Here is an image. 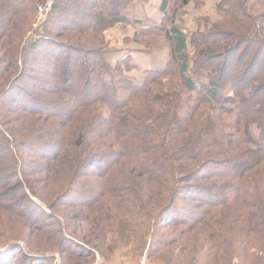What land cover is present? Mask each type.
Returning a JSON list of instances; mask_svg holds the SVG:
<instances>
[{
	"label": "trees",
	"instance_id": "trees-1",
	"mask_svg": "<svg viewBox=\"0 0 264 264\" xmlns=\"http://www.w3.org/2000/svg\"><path fill=\"white\" fill-rule=\"evenodd\" d=\"M43 1L0 0V205L11 217L22 214L13 202L34 208V232L56 242L39 241L51 255L40 264H53L54 246L62 264H95L96 253L111 259L127 240L145 249L152 239L150 256L167 264H264L263 14L220 0L215 23L190 39L164 0L162 22L144 30L171 57L136 84L124 72L137 67L132 55L113 64L105 37L133 0H90L82 12L87 0H53L38 31ZM86 173L102 184L77 200L81 224L42 211L67 205ZM30 175L40 186L22 180Z\"/></svg>",
	"mask_w": 264,
	"mask_h": 264
},
{
	"label": "rangeland",
	"instance_id": "rangeland-1",
	"mask_svg": "<svg viewBox=\"0 0 264 264\" xmlns=\"http://www.w3.org/2000/svg\"><path fill=\"white\" fill-rule=\"evenodd\" d=\"M47 1L48 0H44L41 4H39V6L45 4ZM50 1L52 2L51 3V6H52L53 0H50ZM218 1L220 0H203V1L191 0L190 4L184 5L182 7L181 5H178L176 3L177 0H169L168 5H167V10H168L167 12H171L173 7L177 8L178 12H177V18L175 19V24L178 25L185 33H187L190 39H192L197 35L196 34L197 29H200L201 31H206L207 29L211 27L212 23H215V20L218 19V15L216 14V8H217ZM131 3L132 1L129 3V5ZM256 3L259 4L260 7H257ZM92 5L93 4L90 3V0L81 2V4L78 5V12L80 10V7L83 11L88 10V8H91L92 10V7H93ZM51 6H50V9H51ZM119 7L120 9L117 12L121 13L122 15H124V13L125 14L127 13L128 8L133 9V7L128 6V4L123 9L121 6ZM249 7H251L252 12L256 14H259V13L263 14V17H262L263 19L258 20L259 24H263L264 23V0H250ZM37 15H38V11H37L36 18H35L34 30L37 29L38 31H43L42 27L45 24L46 20L48 19L49 13L47 17L45 18V21L39 25H36ZM80 15L81 14L77 13L75 15H71V16L65 15V16H67V18L70 17L71 19L74 18L73 20L77 21L79 20L78 17ZM164 15H165V11L162 10L161 19L159 22H157V24L162 22L163 20L162 18L164 17ZM54 16H57L58 19L61 17L60 14H54ZM168 18L169 17H167L166 20ZM80 23H82L81 25H85L87 21L86 22L82 21ZM137 23H138L137 20L133 16L127 17L126 20L119 21L113 27L106 30L105 37L107 41L109 40L107 43L108 45L107 52L109 55V60L113 64H115L119 59L124 58L125 56H127V54H131L133 57L131 63L135 64L137 67H133L130 70L125 69L124 72H125V75L131 78L136 84H141L145 79L146 69H150V68L161 69L167 65L171 57L170 52H171L172 47H171V44L168 43L161 35H158V33L148 32L149 34H146L145 32L146 30L144 29L147 28V26L143 27L144 23L143 24H139V23L137 24ZM64 24L71 25V23L68 21L64 22ZM53 26L56 27V25H53ZM54 27H51V28H54ZM130 29L134 30V34L128 35V32ZM139 34L140 36H138ZM136 36L138 37L136 38ZM131 47L134 50H131ZM44 50H47V49H44ZM165 50H166V53L164 52ZM47 51L44 52L45 54L43 55L45 56L43 57L53 58V56L51 54L49 55ZM159 53H160V56H158ZM164 53L167 54L166 63L163 60L165 56ZM33 64H35V61H33ZM202 79L207 81L206 78H202ZM101 109H102L101 111L104 114L108 113L109 108L107 106L101 105ZM40 176L42 179L44 178L43 177L44 175H40ZM38 178L40 177H37L36 175H30L28 177L23 178L22 180H24V182L31 181V184L35 187V186H40L39 183H36L37 181H34L35 179H38ZM90 183L91 185H96L97 187H99L100 184H102L101 181H98L95 175L91 173H86L82 175V177H80L76 183H74L73 189H75L76 191L75 194H73L70 198H64V197L61 198V200L66 202L67 205H60V207L56 206L54 208H50L48 204L41 203L42 205L41 204L40 205L43 208V209L41 208L42 211L44 210L45 214L47 215L52 212L58 214L59 216L63 214L69 226H71V228L76 227L78 223L81 224V222L77 220L78 218H80L79 215H81V212H82L79 209H77L78 207L77 200L79 198L81 200L86 198V197H83V194L81 193L88 190ZM43 193L44 191L41 194ZM29 196L33 201H35V203L36 201H39V199H37L36 196L32 194H29ZM16 198L17 197H15L11 201H15ZM69 204L73 205V207H70ZM9 209H11L12 211H20L22 214L19 213L20 216L17 214L16 215L12 214L13 215L12 217L8 216L9 215L8 210L5 211V208L3 207V205L2 206L0 205V227H1L0 230L2 231L0 232V234H2V236H0V252L5 253L3 255H0V264L2 263L3 264H40L39 260L42 259L43 261H45L46 260L45 256H51V255L50 254L41 255L44 253H41L43 251H39L40 250L39 241H42V243H45L47 242V240H49L50 243H53V244L55 241L51 240L54 238H48L46 235H41L40 231H38L37 229H36L37 231L34 232L35 229L33 230L32 224L37 225L41 223V221L37 219L29 220L28 217H26L28 214H33L32 212H35V210H33L34 208L32 207L29 210L24 209L23 206H20V204L16 201V202H13L12 206H10ZM42 211L38 209L37 212L39 213ZM75 213H77L78 215H76ZM56 217L58 218L57 215ZM51 220H52L51 222L54 221L53 219ZM47 222L49 223L50 220H47ZM73 223L74 225L72 226ZM46 229L56 230L54 227H50V226H46ZM81 230L83 231V229ZM12 236H13V240H10V237ZM78 236L81 237V234H79ZM18 238L20 239V241L17 244H15L14 247L8 248L9 245L7 244L16 243ZM66 242H65L66 245L68 244V246L72 248H76L77 250H80V247H83V245L76 242L73 237L70 238L69 236H67ZM128 242L129 240H127L126 243L132 244V246L127 245L126 243H122V246L119 248L118 251L115 252L113 258L111 259L104 258L100 253H96V260H97V257L100 256V258L104 261H107L108 264H140L141 260H144L145 264H167L161 258L150 256V253H149L150 245L154 244L155 242L154 239L150 240V242L146 244L145 249L139 248L140 247L139 244L137 245L134 242H130V243ZM27 243H31L33 246L36 245L38 251L29 250L27 248L28 247ZM41 248L44 249L47 247L41 246ZM51 251L54 252L53 255L55 256V261L53 262V264H62L61 262L62 248H58L54 246ZM37 252L41 254H38ZM29 256H31V258Z\"/></svg>",
	"mask_w": 264,
	"mask_h": 264
},
{
	"label": "crops",
	"instance_id": "crops-1",
	"mask_svg": "<svg viewBox=\"0 0 264 264\" xmlns=\"http://www.w3.org/2000/svg\"><path fill=\"white\" fill-rule=\"evenodd\" d=\"M163 3L164 0H133L129 5L132 6L133 9L128 8L126 16H133L139 24L144 23L143 27L157 24L161 19V7L163 6ZM132 34H134V30L130 29L128 35ZM131 50L134 49L131 47ZM164 52L166 53V50ZM158 56H160V53ZM163 60L165 63L167 62V54H165Z\"/></svg>",
	"mask_w": 264,
	"mask_h": 264
},
{
	"label": "built area",
	"instance_id": "built-area-1",
	"mask_svg": "<svg viewBox=\"0 0 264 264\" xmlns=\"http://www.w3.org/2000/svg\"><path fill=\"white\" fill-rule=\"evenodd\" d=\"M51 3L52 2L50 0H48L45 4L40 5L38 7V15H37V19H36V25H39L45 21V18L47 17V15L49 13ZM95 264H108V263H107V261L102 260L100 258V256H98ZM140 264H145V261L141 260Z\"/></svg>",
	"mask_w": 264,
	"mask_h": 264
}]
</instances>
